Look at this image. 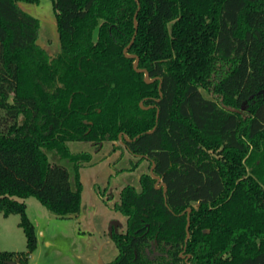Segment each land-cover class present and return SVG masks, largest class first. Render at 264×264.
Here are the masks:
<instances>
[{"label":"trees","instance_id":"1","mask_svg":"<svg viewBox=\"0 0 264 264\" xmlns=\"http://www.w3.org/2000/svg\"><path fill=\"white\" fill-rule=\"evenodd\" d=\"M138 1L52 0V55L19 5L39 0H0V213L21 216L26 258V198L81 211L92 155L68 142L120 141L167 191L150 172L140 192L123 188L127 228L106 264H264V0ZM46 150L73 163L74 188ZM13 259L0 249V264Z\"/></svg>","mask_w":264,"mask_h":264},{"label":"rangeland","instance_id":"2","mask_svg":"<svg viewBox=\"0 0 264 264\" xmlns=\"http://www.w3.org/2000/svg\"><path fill=\"white\" fill-rule=\"evenodd\" d=\"M19 5L40 21L37 43L52 55L57 54L60 41L52 0L20 2ZM202 92L206 97H215L205 89ZM68 145L71 152L92 155L91 161L80 169L81 211L78 215L60 218L36 197L26 198V212L37 236V247L26 258L22 255L28 252V247L20 226L21 216L5 217L0 213V249L14 253L13 260L18 264H106L119 253L111 227L113 234L124 233L127 218L114 206L120 202L124 187L133 185L141 191L140 176L150 172L151 162L132 155L120 141L105 142L99 147L90 141H71ZM46 153L52 163L69 170L74 188L73 163L60 157L55 150H46Z\"/></svg>","mask_w":264,"mask_h":264},{"label":"water","instance_id":"3","mask_svg":"<svg viewBox=\"0 0 264 264\" xmlns=\"http://www.w3.org/2000/svg\"><path fill=\"white\" fill-rule=\"evenodd\" d=\"M136 1H137L138 5H139V1H138V0H136ZM134 22H135V26H136V28H137V13H136L135 16H134ZM135 35H136V32H135V34H134V36H133V38H132L131 43L128 45V47H126V48L124 49V53H125V55H127V56H129V57H131L132 55H130V54L128 53V49H129V47L132 45V43H133V41H134V39H135ZM137 65H138V57H136V60H135V63H134V67L137 68ZM137 70L145 73V77H146L147 82H152V81H154V79H151V78L149 77V72H148L146 69H137ZM160 89H161V85H160ZM141 105L143 106L142 103H141ZM121 136H122V135H120V137H121ZM154 168H155V162L153 161V162H152V167H151V169H150V173H151V175H152L154 178L157 179V187L164 186V193H166V191H167V186H166L165 183L161 182V178H160L159 176H157V175L154 173ZM191 211H192L191 208H188V209H187V214H188V226H189V224H190V222H189V217H190ZM115 231H116V229H115ZM113 232H114V229H113V227H111V235H112V236H113ZM8 264H18V262L14 261V260H11V261L8 262Z\"/></svg>","mask_w":264,"mask_h":264},{"label":"crops","instance_id":"4","mask_svg":"<svg viewBox=\"0 0 264 264\" xmlns=\"http://www.w3.org/2000/svg\"><path fill=\"white\" fill-rule=\"evenodd\" d=\"M1 248V247H0Z\"/></svg>","mask_w":264,"mask_h":264}]
</instances>
